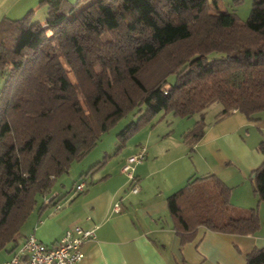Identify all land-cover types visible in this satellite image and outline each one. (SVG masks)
Returning <instances> with one entry per match:
<instances>
[{"label": "trees", "instance_id": "trees-1", "mask_svg": "<svg viewBox=\"0 0 264 264\" xmlns=\"http://www.w3.org/2000/svg\"><path fill=\"white\" fill-rule=\"evenodd\" d=\"M80 1L41 0L44 22L33 10L0 21V250L35 210L37 195L44 199L128 109L143 105L146 112L120 130L122 141L162 110L198 113L182 134L191 151L212 103L223 106L217 121L234 110L257 120L264 111V0H253L244 22L216 1L214 9L207 0ZM212 52L219 55L209 60ZM258 151L264 155V139ZM250 178L264 200V160ZM187 180L167 199L182 244L199 226L235 234L261 228L258 207L231 215L232 188L214 173ZM246 256V264H264V247Z\"/></svg>", "mask_w": 264, "mask_h": 264}, {"label": "crops", "instance_id": "crops-1", "mask_svg": "<svg viewBox=\"0 0 264 264\" xmlns=\"http://www.w3.org/2000/svg\"><path fill=\"white\" fill-rule=\"evenodd\" d=\"M30 10L33 18L45 21L47 5L41 0H0V21L3 17L20 18ZM170 134L166 132L169 140L162 146L152 132L140 138L138 146L126 152L117 175L101 169L91 177L90 185L86 180L82 191L67 196L51 189L45 198L52 201L40 211H32L15 238L0 250V264L30 233L53 244L73 224L96 227L95 237L84 244V257L78 264H246V255L264 247V200L252 190L250 178L264 160L258 151L264 139V111L257 120L234 110L208 123L192 151L183 141V132L178 137ZM142 147L146 148L145 158L134 168L139 190L133 192L121 169L129 155ZM210 173L232 188L231 215H243L258 207L262 226L253 234L199 226L195 238L182 244L174 232L168 196L190 177ZM115 176L121 179L114 181ZM117 203L120 210L114 209ZM57 204L62 206L57 208Z\"/></svg>", "mask_w": 264, "mask_h": 264}, {"label": "rangeland", "instance_id": "rangeland-1", "mask_svg": "<svg viewBox=\"0 0 264 264\" xmlns=\"http://www.w3.org/2000/svg\"><path fill=\"white\" fill-rule=\"evenodd\" d=\"M67 1L70 4H76L78 0ZM214 1L217 2L219 7L218 9H228V11L235 12L240 22H244L248 19L252 10L251 7H253V0H207L211 9L215 8ZM109 37L110 34H106L104 36V38ZM218 55L219 54L217 52H212L208 54L207 57L209 60H211ZM165 59H167V57ZM67 69L68 74L72 79L71 81L75 82V76L73 75V72L70 70V68ZM175 75L176 74L174 73L168 75L170 84L175 82ZM3 81L4 79L0 71V83ZM79 98L84 106L85 101L82 93H79ZM222 107L223 106L220 102H214L209 105L203 113L205 123L208 124L210 122H215L217 120L218 112L221 111ZM145 112L146 107L143 105L128 109L124 115L121 116L108 130L101 134L98 143H96V146L93 149L77 159L74 158L71 161L68 170L57 176L54 184H52V192L58 191L59 193L67 196L70 193L75 192V184H78L82 177H84V181L88 180V183L86 184L90 185L91 177H93V175L98 173V171L101 169H109L113 173H116L115 175H117L118 168H120L119 166L126 158L124 157L127 154L126 152L133 146H138L140 138L143 139L148 135L149 132H152V137L156 139L157 143H161L160 146H162L165 141L169 140V136L166 135V132H170L172 137H178L180 134H182V132L188 130L190 127H193L195 122L200 119V115L198 113L193 114L190 117H178L173 116L172 112H166L165 110H162L151 116L149 120L143 122L141 126L138 125L137 129H135L127 139L122 141L119 137L120 130L124 129L126 126H128V124L133 122H137L139 124V122L143 120L141 115ZM93 117V115L90 117L92 121H94ZM86 177L87 179H85ZM117 179L121 178L115 176L114 181ZM128 182L129 179L127 180V183ZM128 187H130V185H128ZM50 194L51 192L48 195ZM43 197V194H38L35 198L38 202L35 212L40 210L44 200Z\"/></svg>", "mask_w": 264, "mask_h": 264}, {"label": "built area", "instance_id": "built-area-1", "mask_svg": "<svg viewBox=\"0 0 264 264\" xmlns=\"http://www.w3.org/2000/svg\"><path fill=\"white\" fill-rule=\"evenodd\" d=\"M146 148L135 154L129 155L121 170L124 171L130 183V190L137 192L139 185L135 169L136 165L143 161ZM86 181L80 180L75 184V192L85 188ZM62 205L57 204V208ZM120 204L115 205V210L119 209ZM96 234V227L86 228L81 224L69 226L53 244H46L36 238L35 233H30L25 241L14 251L11 257L4 260L1 264H78L84 257V244L93 239Z\"/></svg>", "mask_w": 264, "mask_h": 264}]
</instances>
